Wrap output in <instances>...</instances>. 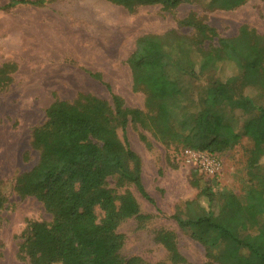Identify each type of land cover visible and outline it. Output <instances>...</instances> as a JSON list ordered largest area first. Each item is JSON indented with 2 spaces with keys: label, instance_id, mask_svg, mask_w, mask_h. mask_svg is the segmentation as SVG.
Instances as JSON below:
<instances>
[{
  "label": "rangeland",
  "instance_id": "374dc122",
  "mask_svg": "<svg viewBox=\"0 0 264 264\" xmlns=\"http://www.w3.org/2000/svg\"><path fill=\"white\" fill-rule=\"evenodd\" d=\"M9 1L0 0V68L9 65L0 81V264H30L20 254V244L32 223L52 222L51 212L41 201L21 197L14 190L16 178L38 160L31 135L46 121V108L55 99L72 101L79 93L107 101L113 93L125 107L145 112V95L132 89L126 63L136 38L144 34L160 35L165 44L180 40L192 45L190 53L183 50L177 58L184 63L190 57L193 65L190 70L183 67L181 74L175 65H167L172 69L168 74H173L182 91L167 102L170 126L179 132L178 137L161 140L138 121H128L124 129L116 130L140 158L141 184L149 198L131 182L116 175L107 177L105 187L112 191L117 208L124 197L131 198L137 208L118 219L114 232L121 235V244L116 255L122 260L139 258L144 264H203L220 255L224 239L217 238L215 232L202 235L194 226L181 228L172 215L184 220L205 215L213 223L224 224L232 213L226 196L242 201L251 188L264 184V167L248 165L253 142L243 134V122L237 124V115L259 114L257 108H264V97L255 98L250 88L246 91L255 98H249L253 108L241 110L232 102L221 108L223 122L241 137L235 145L217 152L221 169L215 176H207L182 155L185 145L211 139L194 126L205 85L214 83L216 77L229 81L227 91L232 100H241L244 72L226 58L214 60L202 70L197 59L203 60L205 53L213 55L218 39L235 37L242 24L264 36V0H247L231 10H205L207 0H197L172 10L156 4L137 6L132 12L107 0H37L44 3L2 8ZM190 14L215 34L179 24ZM90 73H99L101 79ZM145 123L148 125V120ZM260 163L264 165V157ZM204 186L212 191V201L197 204L196 194ZM92 211L95 222H102L104 208L95 205ZM164 235H168L171 248Z\"/></svg>",
  "mask_w": 264,
  "mask_h": 264
},
{
  "label": "trees",
  "instance_id": "16d2710c",
  "mask_svg": "<svg viewBox=\"0 0 264 264\" xmlns=\"http://www.w3.org/2000/svg\"><path fill=\"white\" fill-rule=\"evenodd\" d=\"M107 1L132 12L137 6L156 4L172 10L181 3L197 0ZM246 1L207 0L204 9L231 10ZM18 3L40 6L44 2L10 0L2 8H11ZM194 18L190 14L180 19L179 24L193 26L202 33L215 34L211 27ZM193 48L180 40L165 44L156 34L136 38L126 63L131 73L132 89L145 95V112L125 107L123 100L113 93L111 101L90 93H79L72 101L55 99L46 108V121L35 127L31 135V146L37 150L38 160L30 170L16 178L14 185L19 196H32L41 201L52 215L50 224L32 223L19 246L20 254L30 264H144L139 258L122 260L116 255L121 244V235L114 232L118 219L123 213H134L137 208L129 197H124L117 208L112 191L105 187L107 177L116 175L119 180L131 182L147 197L141 184L140 158L118 137L116 130L124 129L128 121H138L142 127L149 126L151 133L161 140L179 136V132L170 126L171 111L167 102L182 91L173 74H168L167 71L172 69L167 65H175L180 74L183 67L190 70L192 59L188 57L180 63L177 56L183 50L190 53ZM213 52V55L205 53L203 60L197 59L199 68L205 70L212 61L222 58L237 64L244 72L241 92L244 98L232 100L227 91L229 81L216 77L214 83H206L194 126L210 135L211 139L185 146L217 155V152L235 145L241 137L240 132L223 122L221 108L230 106V102L238 109L244 106L253 108L250 99L264 97V36L242 24L235 37L219 38ZM7 67L9 65L4 64L0 68V81ZM90 76L101 79L99 73H90ZM247 86L255 90V98L244 94ZM257 109L259 114L246 119L242 127L243 134L253 142L248 163L250 168L264 167L260 163L264 157V108ZM145 120H148V125ZM212 196L210 188L204 186L199 188L194 202L199 204L205 200L209 203ZM225 203L232 213L224 224L213 223L205 215L185 220L176 214L172 217L181 228L194 226L202 235L215 232L217 238L225 240L223 252L203 264H264V184L260 188H251L242 201L228 195ZM95 205L106 211L100 223L94 219L92 210ZM162 238L171 248L168 235ZM198 239L203 242L201 237Z\"/></svg>",
  "mask_w": 264,
  "mask_h": 264
},
{
  "label": "built area",
  "instance_id": "2783aa9c",
  "mask_svg": "<svg viewBox=\"0 0 264 264\" xmlns=\"http://www.w3.org/2000/svg\"><path fill=\"white\" fill-rule=\"evenodd\" d=\"M185 162L194 165L196 168L207 176H215L219 173L221 164L216 155L207 152L196 151L185 148L182 152Z\"/></svg>",
  "mask_w": 264,
  "mask_h": 264
},
{
  "label": "crops",
  "instance_id": "0c3cea01",
  "mask_svg": "<svg viewBox=\"0 0 264 264\" xmlns=\"http://www.w3.org/2000/svg\"><path fill=\"white\" fill-rule=\"evenodd\" d=\"M131 82H132V79H131ZM251 87L250 86H247L246 88H245V92H244V94H246V95H248V96H252V95H250L246 90L247 89H250ZM251 89H253V88H251ZM254 90V89H253ZM254 93H255V90L253 91ZM255 95V94H254ZM236 116V115H235ZM235 116L234 117H232V119H234L235 120ZM252 116H254V115H237V117H238V122H237V124H239V123H241V122H244L246 119H248V118H250V117H252Z\"/></svg>",
  "mask_w": 264,
  "mask_h": 264
}]
</instances>
